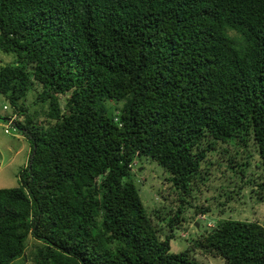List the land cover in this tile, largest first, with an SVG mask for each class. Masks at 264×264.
<instances>
[{
    "label": "trees",
    "instance_id": "trees-1",
    "mask_svg": "<svg viewBox=\"0 0 264 264\" xmlns=\"http://www.w3.org/2000/svg\"><path fill=\"white\" fill-rule=\"evenodd\" d=\"M0 53L16 58L0 63V94L31 144L20 184L0 188V264L22 258L29 236L34 264H201L171 251L181 206L161 237L136 157L168 171L187 203L207 152L227 143L239 180L226 198L250 185L264 199V0H0ZM108 100L123 101L117 115ZM219 200L192 202L222 213ZM194 246L264 264V225L225 219Z\"/></svg>",
    "mask_w": 264,
    "mask_h": 264
},
{
    "label": "rangeland",
    "instance_id": "rangeland-1",
    "mask_svg": "<svg viewBox=\"0 0 264 264\" xmlns=\"http://www.w3.org/2000/svg\"><path fill=\"white\" fill-rule=\"evenodd\" d=\"M230 34L235 35L233 31ZM15 61V56L0 53V63ZM33 94L34 92L31 91L27 95L26 104L29 112L33 113L36 110L38 115H41L46 110V106L42 107L34 103ZM61 100L63 103V97ZM106 103L109 111L117 115L123 101L108 100ZM15 119L23 120L18 112L12 111L6 98L0 94V188L16 187L20 184L19 173L26 166L30 153L31 144L27 137L10 127L14 125ZM37 121L39 123L43 121L42 115ZM7 127L8 131H5ZM222 147L228 148L229 151L232 149V146L227 143H218L216 148L207 152L206 161L203 164L205 177L197 178V181L201 183L197 191L192 192V198L191 194L186 195L187 199L190 198L191 204H188L189 200L187 203L180 200V197L185 194L183 195L174 187L169 181L170 173L155 160L142 156L136 157L132 162V179L148 215L160 227L161 237H164L165 232L169 230L170 217L181 206L180 220L174 226V237L170 241L171 251L189 249L191 257L201 264H226L221 257L213 256L194 246L202 234L211 231L221 221L225 219L256 221L264 225V199L257 198L255 192L250 191V185L243 186L240 193L233 195V198L231 196L230 200L226 198L224 187L232 186V189H229L231 191L238 189V184H235L232 177L239 179L238 174H235L227 163L228 154L224 155ZM248 148L254 149L252 142L249 143ZM245 157L248 156L242 158L245 159ZM252 158L256 160L257 155L254 154ZM251 163L254 162L251 161ZM200 178H202L201 181ZM219 199L224 203L222 213L217 211L219 207L217 205L221 202ZM192 201L194 204L213 203L217 207L214 208L213 213H201L194 208ZM160 214H162L161 218L158 216ZM35 243L36 241L29 236L24 255L13 264H34L32 256Z\"/></svg>",
    "mask_w": 264,
    "mask_h": 264
},
{
    "label": "built area",
    "instance_id": "built-area-1",
    "mask_svg": "<svg viewBox=\"0 0 264 264\" xmlns=\"http://www.w3.org/2000/svg\"><path fill=\"white\" fill-rule=\"evenodd\" d=\"M12 125H10V127H11ZM5 131H8V127L5 129Z\"/></svg>",
    "mask_w": 264,
    "mask_h": 264
}]
</instances>
